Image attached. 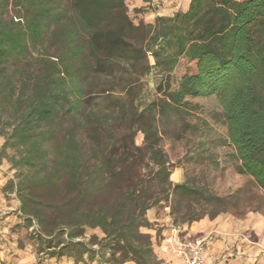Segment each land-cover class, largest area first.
Returning <instances> with one entry per match:
<instances>
[{
    "label": "trees",
    "instance_id": "obj_1",
    "mask_svg": "<svg viewBox=\"0 0 264 264\" xmlns=\"http://www.w3.org/2000/svg\"><path fill=\"white\" fill-rule=\"evenodd\" d=\"M152 71L160 96L141 105ZM169 111L183 120L171 152L158 127ZM194 118L264 189V0H191L155 23L136 22L126 0H0V161L17 172L4 191L35 227L39 264H164L151 208L182 230L228 212L204 179ZM186 156L199 169L174 182Z\"/></svg>",
    "mask_w": 264,
    "mask_h": 264
},
{
    "label": "rangeland",
    "instance_id": "obj_2",
    "mask_svg": "<svg viewBox=\"0 0 264 264\" xmlns=\"http://www.w3.org/2000/svg\"><path fill=\"white\" fill-rule=\"evenodd\" d=\"M151 62H154L153 59H151ZM160 79L161 77L156 71H152L145 76L138 90L136 102L145 105L151 100L158 98L160 94L157 91V84L160 82ZM192 122L199 124L198 139L206 142L207 158L204 160V179L212 191L220 196L228 197L229 202L228 212L221 213L215 218L205 216L201 219H223L224 222H230L228 229H222L218 225H215V231L208 235L206 242H210V250L205 258V264H232L233 256L234 258L239 257L234 264H242L243 261L250 262L249 259L252 254L239 251L243 246L255 248L260 239L264 238V189L257 186L253 177L239 172L240 162L236 156L235 148L229 143L222 132L204 122L201 118H194ZM182 124L183 120L172 111L167 112L158 121L159 130L164 137L163 146L169 152L172 151V136L181 129ZM136 142L139 145L143 144L142 133L137 134ZM183 143L178 142L175 144L180 154L185 148ZM8 151L10 155L13 153L11 149ZM189 157H184L180 162L176 159L178 166L174 171L181 173V179L177 181L172 179L174 182H184L199 169L200 164L192 162ZM6 161L10 164L9 171H11L12 177L15 178L17 174L16 169L12 168V164L8 159ZM151 209L155 211L158 219H165L170 215V208L153 207ZM34 229L35 227L33 226L26 227L24 236L21 235V245H23V242L27 243V245H35L36 241L32 239ZM86 230L88 236L92 233H97L101 236V232L98 229L87 228ZM152 232L155 233V231ZM157 233L159 232L157 231ZM192 236L197 237L201 235ZM236 242L239 243L240 247L233 251L232 245ZM158 251L160 252L159 249ZM242 256L245 257L244 260ZM50 261L51 259L45 261V264H49ZM55 261L57 264H60L63 258L61 260L56 259ZM255 264H260V262L256 261Z\"/></svg>",
    "mask_w": 264,
    "mask_h": 264
},
{
    "label": "crops",
    "instance_id": "obj_3",
    "mask_svg": "<svg viewBox=\"0 0 264 264\" xmlns=\"http://www.w3.org/2000/svg\"><path fill=\"white\" fill-rule=\"evenodd\" d=\"M131 17L138 22L144 20L147 23H155L158 16H173L178 11H186L191 0H126ZM4 143V138L0 136V148ZM10 170V164L3 158L0 161V264H39L38 255L33 244H28L22 241L21 235L24 236L26 226L20 211V202L13 193L4 191L7 182L12 179L13 175ZM148 218L151 221H158L162 228V235L169 231V225L172 223L171 216L168 215L165 219H158L155 211L150 209L148 211ZM232 223V222H231ZM218 225L222 229H228L230 222H224L223 219L207 220L203 219L198 222H193L191 225L185 227V231L191 235H201L208 237L210 233L215 231L214 227ZM254 248L243 246L239 252L252 254L249 259L250 262L243 261L242 264H255L259 261L264 264V238H261ZM205 258L210 250V242L206 244ZM158 247V246H157ZM240 247L236 242L232 245L233 251ZM159 257L164 261V264H183L181 259L172 254H163L158 251ZM255 249V250H254ZM253 251V252H252ZM257 254V255H256ZM237 258H232V264ZM244 260L245 257L242 256ZM56 259H51L49 264H57ZM60 264H76L73 260L63 258ZM85 264V263H77ZM88 264H98L97 260L89 262ZM124 264H135L133 262H126Z\"/></svg>",
    "mask_w": 264,
    "mask_h": 264
},
{
    "label": "built area",
    "instance_id": "obj_4",
    "mask_svg": "<svg viewBox=\"0 0 264 264\" xmlns=\"http://www.w3.org/2000/svg\"><path fill=\"white\" fill-rule=\"evenodd\" d=\"M185 232L172 221L158 245L160 252L178 257L183 264H205L207 237H194Z\"/></svg>",
    "mask_w": 264,
    "mask_h": 264
}]
</instances>
